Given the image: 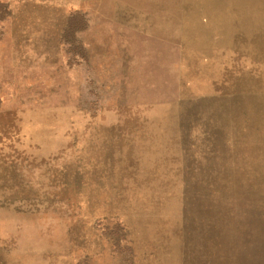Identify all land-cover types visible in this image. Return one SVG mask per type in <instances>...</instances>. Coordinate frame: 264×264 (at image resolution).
I'll use <instances>...</instances> for the list:
<instances>
[{"label":"rangeland","instance_id":"374dc122","mask_svg":"<svg viewBox=\"0 0 264 264\" xmlns=\"http://www.w3.org/2000/svg\"><path fill=\"white\" fill-rule=\"evenodd\" d=\"M0 264H264V0H0Z\"/></svg>","mask_w":264,"mask_h":264}]
</instances>
